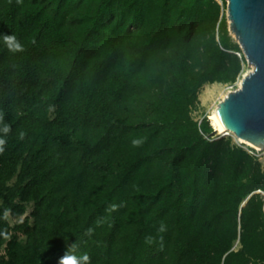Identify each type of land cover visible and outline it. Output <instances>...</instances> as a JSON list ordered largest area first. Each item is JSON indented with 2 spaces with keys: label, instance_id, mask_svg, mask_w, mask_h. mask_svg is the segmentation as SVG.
<instances>
[{
  "label": "trees",
  "instance_id": "trees-1",
  "mask_svg": "<svg viewBox=\"0 0 264 264\" xmlns=\"http://www.w3.org/2000/svg\"><path fill=\"white\" fill-rule=\"evenodd\" d=\"M219 13L0 0V264H59L73 244L88 264H264V167L190 115L241 70Z\"/></svg>",
  "mask_w": 264,
  "mask_h": 264
},
{
  "label": "water",
  "instance_id": "water-1",
  "mask_svg": "<svg viewBox=\"0 0 264 264\" xmlns=\"http://www.w3.org/2000/svg\"><path fill=\"white\" fill-rule=\"evenodd\" d=\"M227 18L253 69L241 87L219 102L218 118L224 130L264 148V0H227Z\"/></svg>",
  "mask_w": 264,
  "mask_h": 264
},
{
  "label": "rangeland",
  "instance_id": "rangeland-1",
  "mask_svg": "<svg viewBox=\"0 0 264 264\" xmlns=\"http://www.w3.org/2000/svg\"><path fill=\"white\" fill-rule=\"evenodd\" d=\"M159 0H156L158 2ZM183 0H176V2L181 3ZM209 1V0H208ZM218 6H219V21L225 17L226 22H227V29L229 32V35L231 37V42L233 45H238L240 47V44L238 40L236 39L235 35L231 33L229 30V20L227 18V0H213ZM154 2V1H153ZM213 10H216L215 4H212ZM218 27V25H217ZM216 33H217V38H218V28H216ZM218 40V39H217ZM241 49V47H240ZM230 53L236 54L240 59H241V70L236 78V81L233 83L227 82V83H222V82H214V83H205L198 91L197 93V99L191 104L190 106V115L191 117L198 122H201L203 118H207L209 120L210 125L212 126V133L210 135L204 136L205 139L209 140L210 142L212 141H217L219 139L223 141H229V145L232 147H239L244 149L248 154L253 156L255 160L261 163L262 167H264V148H253L251 146H248L246 144L238 142L232 135H225V134H219L217 135L215 131V127L212 124L210 120V113L212 110L215 108L219 102H221L224 97L227 95L228 92L237 90L239 88L238 81L243 78V75H245L247 72L251 71L253 67L249 65L246 61L245 55L241 49V56H239L237 51L230 50ZM244 57V59H242ZM230 71L233 70V65H229ZM31 208H29V211L26 215H24L21 220L29 215ZM10 223L14 225L16 223V219L13 218L10 214L7 215ZM19 238L23 239L24 235L19 234ZM240 248V243L236 242L235 244V249ZM55 255L50 256L49 258H54Z\"/></svg>",
  "mask_w": 264,
  "mask_h": 264
},
{
  "label": "clouds",
  "instance_id": "clouds-1",
  "mask_svg": "<svg viewBox=\"0 0 264 264\" xmlns=\"http://www.w3.org/2000/svg\"><path fill=\"white\" fill-rule=\"evenodd\" d=\"M3 43L8 48L10 52L13 54L22 52L23 46L22 44L16 39L15 36H4L3 37ZM10 132V125L6 122H4L3 117L0 116V133L8 134ZM21 137L23 136V133L20 134ZM5 139L3 137H0V152H3V145L5 144ZM142 144L141 139H133L131 141V145L133 147H139ZM111 208L114 210L116 208V205H112ZM160 231H164L165 227L163 225L160 226ZM89 232H91V229H89ZM75 245L73 244L67 254H65L61 259L59 264H88L89 256L87 253H81L77 254L75 251Z\"/></svg>",
  "mask_w": 264,
  "mask_h": 264
},
{
  "label": "bare ground",
  "instance_id": "bare-ground-1",
  "mask_svg": "<svg viewBox=\"0 0 264 264\" xmlns=\"http://www.w3.org/2000/svg\"><path fill=\"white\" fill-rule=\"evenodd\" d=\"M246 74H247V73H246ZM246 74H245V75H246ZM245 75H243V77H244ZM242 80H243V78L240 79V80L238 81L239 87H241ZM231 92H234V90L228 92L227 95L224 97V99H225V98L228 96V94L231 93ZM210 120H211L212 124H213L214 127H215V132H216L217 135H219V134L232 135V136H233L238 142H240V143L246 144V145L251 146V147H253V148H259V147L255 146V145H253V144H250V143H248V142H246V141H244V140L238 139V137L236 136V134H235L234 132H232V131H230V130H228V129H225V130H224V128H223V126H222V124H221V122H220V120H219V118H218V104L215 106V108H214V109L212 110V112L210 113ZM260 149H262V148H260Z\"/></svg>",
  "mask_w": 264,
  "mask_h": 264
},
{
  "label": "built area",
  "instance_id": "built-area-1",
  "mask_svg": "<svg viewBox=\"0 0 264 264\" xmlns=\"http://www.w3.org/2000/svg\"><path fill=\"white\" fill-rule=\"evenodd\" d=\"M239 56H241L240 52L237 53ZM200 123V122H199Z\"/></svg>",
  "mask_w": 264,
  "mask_h": 264
}]
</instances>
